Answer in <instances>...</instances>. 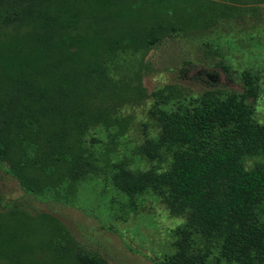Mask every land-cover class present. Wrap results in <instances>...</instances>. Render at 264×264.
I'll list each match as a JSON object with an SVG mask.
<instances>
[{
  "label": "trees",
  "instance_id": "trees-1",
  "mask_svg": "<svg viewBox=\"0 0 264 264\" xmlns=\"http://www.w3.org/2000/svg\"><path fill=\"white\" fill-rule=\"evenodd\" d=\"M194 1L0 0V164L24 190L34 187L22 163L39 174L55 170L67 122L81 115L73 110L105 92L100 54L153 46L182 14L202 11ZM242 79L240 94L205 91L190 107L151 111L159 132L139 153L167 163L164 171L116 168L122 194L151 193L184 219L159 264H264V125L247 102L256 83L246 71ZM39 145L50 151L39 155ZM25 154L30 160L20 162ZM247 157L261 160L246 169ZM84 165L67 161L66 174L77 181ZM74 264L106 263L77 251Z\"/></svg>",
  "mask_w": 264,
  "mask_h": 264
},
{
  "label": "rangeland",
  "instance_id": "rangeland-1",
  "mask_svg": "<svg viewBox=\"0 0 264 264\" xmlns=\"http://www.w3.org/2000/svg\"><path fill=\"white\" fill-rule=\"evenodd\" d=\"M193 4L202 11L182 14L175 32L153 46L100 54L105 92L73 110L81 115L67 122L57 156L63 163L48 175L22 163L32 191L0 164V264H74L77 251L106 264H159L174 251L173 231L184 219L171 216L158 196L128 197L112 182L118 165L132 172L167 168L139 153L159 132L151 111L190 107L205 91L240 94L246 71L257 86L247 102L264 125V0ZM45 151L39 145V155ZM74 159L85 164L77 181L65 169ZM260 160L247 157L243 166Z\"/></svg>",
  "mask_w": 264,
  "mask_h": 264
}]
</instances>
